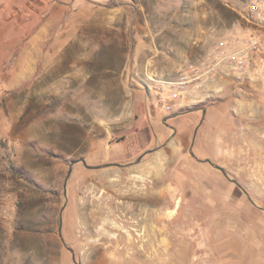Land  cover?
Masks as SVG:
<instances>
[{
    "label": "rangeland",
    "instance_id": "obj_1",
    "mask_svg": "<svg viewBox=\"0 0 264 264\" xmlns=\"http://www.w3.org/2000/svg\"><path fill=\"white\" fill-rule=\"evenodd\" d=\"M248 1L0 0V264H264V66L242 96L207 103L223 104L214 164L241 188L191 141L161 183L128 174L148 111L171 126L159 89L219 42L263 33ZM85 165L122 179L108 189Z\"/></svg>",
    "mask_w": 264,
    "mask_h": 264
},
{
    "label": "crops",
    "instance_id": "obj_2",
    "mask_svg": "<svg viewBox=\"0 0 264 264\" xmlns=\"http://www.w3.org/2000/svg\"><path fill=\"white\" fill-rule=\"evenodd\" d=\"M258 78H254L253 80H257ZM248 82L246 79H233L230 77L225 76V74H220L215 80L210 82L206 88L198 90L197 93L202 94L203 103L208 102L213 104L212 101H217L218 99H222L221 95L223 92H227L229 94L242 96V90L236 88L237 86H242L243 83ZM251 87V85H250ZM195 89L194 85H188L183 93V99L178 100V104H175L174 109L171 111L172 113L167 114L166 116L163 115V123L165 121L170 122L171 126L167 127L164 124L162 126L156 125L155 118L156 116H150V113L146 111V120L143 124V127L140 128L137 132L135 138L138 137L137 141L135 142L134 148L136 149H145L144 153L141 154L139 159L141 161L133 164L130 168L133 169L132 172H128V174L132 175H140L143 177V180H148L154 185L161 183L166 175V166L165 164L170 161L174 162L176 158L182 155V150L188 146V143L191 141L192 150H195L198 154L199 159L203 160H211L213 163L224 165L222 158L220 157L218 150L215 146L216 137L211 133L208 136L206 131L212 126L215 125L214 119L217 118L215 114L220 113V107L223 104H214V105H204L201 108H194L196 105L193 103L195 102ZM236 101V102H235ZM239 99L231 98L225 104L228 105L229 102H234L237 104ZM239 109L232 110L233 113H241L242 110L240 106H244V103L239 101L238 102ZM231 113V110H230ZM159 112H156L155 115H158ZM160 115V114H159ZM222 121L218 126H220L219 133L223 131H231L230 125L228 124L227 116L221 118ZM204 122H207L208 126L202 129ZM203 131H200V130ZM148 133L153 135L154 141L153 145H157L161 143L162 138H167L168 145L165 147H160V149H152L151 141L147 136ZM196 134V135H195ZM193 136V138H192ZM148 138L146 144V140ZM207 147H211L210 150H207ZM224 159V158H223ZM204 164V163H203ZM125 169V168H124ZM129 169V168H128ZM99 176L102 180H106L108 182V189L113 187L112 181L122 179V172L121 171H113L110 168L102 169ZM126 180L128 179L124 176ZM170 187L161 186L160 189H154L150 192L154 197L157 196H167L168 193H171ZM147 196V194H146ZM149 198V196H147Z\"/></svg>",
    "mask_w": 264,
    "mask_h": 264
},
{
    "label": "built area",
    "instance_id": "obj_3",
    "mask_svg": "<svg viewBox=\"0 0 264 264\" xmlns=\"http://www.w3.org/2000/svg\"><path fill=\"white\" fill-rule=\"evenodd\" d=\"M248 20L263 30L261 35L234 36L218 43L210 54V59L189 76H182L178 82L171 83L168 89H159L158 99L171 112L188 85H194V105L202 104V94L198 90L206 88L220 74L233 79H246L250 82L259 78L262 72L257 65L264 66V0L248 1ZM164 87V86H162Z\"/></svg>",
    "mask_w": 264,
    "mask_h": 264
},
{
    "label": "water",
    "instance_id": "obj_4",
    "mask_svg": "<svg viewBox=\"0 0 264 264\" xmlns=\"http://www.w3.org/2000/svg\"><path fill=\"white\" fill-rule=\"evenodd\" d=\"M191 155L193 156V153H192V152H191ZM138 161L140 162V161H141V158L138 159ZM205 162L208 163V164H210V165H211L213 168H215L216 170L222 172V174H223L228 180H230V181H231L232 183H234L236 186H238L239 188H241L240 185L238 184V182H237L236 180H232V179L229 178L228 174L226 173V171H225L223 168H221L220 166L214 164V163H213L211 160H209V159L205 160ZM85 166L88 167V168L91 169V170H101V169H104V168H108V167H109V165L100 166V167H89V166H87V165H85ZM71 173H72V170L70 169L69 174H68V177H67V179H66V181H65V185H64L65 196L67 195V194H66V193H67V183H68V179H69ZM60 237H62V222L60 223ZM71 253L73 254L74 262H76V260H75V258H74V253H73L72 250H71Z\"/></svg>",
    "mask_w": 264,
    "mask_h": 264
},
{
    "label": "trees",
    "instance_id": "obj_5",
    "mask_svg": "<svg viewBox=\"0 0 264 264\" xmlns=\"http://www.w3.org/2000/svg\"><path fill=\"white\" fill-rule=\"evenodd\" d=\"M208 102H210V100L208 101ZM208 102H205L204 104H200V105H197V106H195L194 108H201V107H203L205 104H207ZM213 103L215 102V101H212Z\"/></svg>",
    "mask_w": 264,
    "mask_h": 264
}]
</instances>
